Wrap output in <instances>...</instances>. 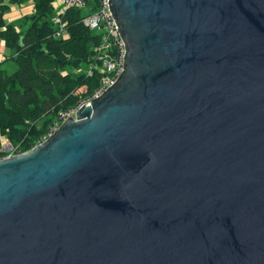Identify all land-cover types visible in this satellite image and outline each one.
Masks as SVG:
<instances>
[{
    "label": "water",
    "instance_id": "obj_1",
    "mask_svg": "<svg viewBox=\"0 0 264 264\" xmlns=\"http://www.w3.org/2000/svg\"><path fill=\"white\" fill-rule=\"evenodd\" d=\"M108 11L118 81L0 161V264H264V0Z\"/></svg>",
    "mask_w": 264,
    "mask_h": 264
},
{
    "label": "trees",
    "instance_id": "obj_2",
    "mask_svg": "<svg viewBox=\"0 0 264 264\" xmlns=\"http://www.w3.org/2000/svg\"><path fill=\"white\" fill-rule=\"evenodd\" d=\"M27 1L0 0V40L13 53L0 63V149L6 139L23 153L36 145L59 113L91 96L104 76L96 55L100 35L83 24L94 6L67 9L60 15L66 32L54 38L55 0H31L34 13L24 19V30L5 22L10 6ZM8 60L17 66L12 74L1 68Z\"/></svg>",
    "mask_w": 264,
    "mask_h": 264
},
{
    "label": "built area",
    "instance_id": "obj_3",
    "mask_svg": "<svg viewBox=\"0 0 264 264\" xmlns=\"http://www.w3.org/2000/svg\"><path fill=\"white\" fill-rule=\"evenodd\" d=\"M53 6L56 16L52 23L56 28L54 38L62 37L66 32V23L62 21L60 15L65 14L69 8L86 10L94 6V11L83 19V24L95 34L100 35L101 45L96 50L97 60L101 63V72L104 74L99 87L94 93L82 99L74 108L66 112L59 113L52 122L47 132L37 141L34 147L47 141L60 128V126L76 114L83 106H88L93 100L99 98L107 91L122 75L124 69V53L126 51L123 40L116 28V25L109 13L110 0H55ZM112 14V12H111ZM88 70L90 74L92 68ZM96 68V67H95ZM0 149V161L7 158L23 154L18 147L12 146L6 139H2ZM29 150V151H30Z\"/></svg>",
    "mask_w": 264,
    "mask_h": 264
},
{
    "label": "crops",
    "instance_id": "obj_4",
    "mask_svg": "<svg viewBox=\"0 0 264 264\" xmlns=\"http://www.w3.org/2000/svg\"><path fill=\"white\" fill-rule=\"evenodd\" d=\"M33 13H34V3L33 1L30 0L20 6H17V5L10 6L9 11L4 15V20L7 24H13L16 27L17 23H20L22 21L24 22V19L26 17L32 16ZM18 31L20 30L18 29ZM7 50L8 49L5 48L4 42L0 40V63L6 61L7 59L13 56V53L10 52L9 57H7L5 55L6 53H8Z\"/></svg>",
    "mask_w": 264,
    "mask_h": 264
},
{
    "label": "rangeland",
    "instance_id": "obj_5",
    "mask_svg": "<svg viewBox=\"0 0 264 264\" xmlns=\"http://www.w3.org/2000/svg\"><path fill=\"white\" fill-rule=\"evenodd\" d=\"M16 27L19 29V30H24L25 28H26V25L23 23V21L22 22H20V23H17L16 24ZM8 51V53H6L5 55L7 56V57H9V55H10V50H7ZM7 74H11V73H13L14 71H16V69H17V66H16V64L12 61V60H8L7 62H5L3 65H2V67H1Z\"/></svg>",
    "mask_w": 264,
    "mask_h": 264
}]
</instances>
